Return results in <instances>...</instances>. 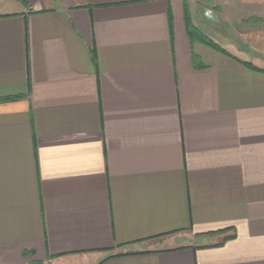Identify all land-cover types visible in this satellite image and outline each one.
Returning <instances> with one entry per match:
<instances>
[{
	"label": "crops",
	"instance_id": "0c3cea01",
	"mask_svg": "<svg viewBox=\"0 0 264 264\" xmlns=\"http://www.w3.org/2000/svg\"><path fill=\"white\" fill-rule=\"evenodd\" d=\"M0 264H264V0H0Z\"/></svg>",
	"mask_w": 264,
	"mask_h": 264
},
{
	"label": "trees",
	"instance_id": "16d2710c",
	"mask_svg": "<svg viewBox=\"0 0 264 264\" xmlns=\"http://www.w3.org/2000/svg\"><path fill=\"white\" fill-rule=\"evenodd\" d=\"M187 29H188V34L191 40H198L213 48L221 49L220 46L217 43H215L213 39H211L209 36L204 34L199 28L195 27L191 23L190 17L187 18Z\"/></svg>",
	"mask_w": 264,
	"mask_h": 264
}]
</instances>
